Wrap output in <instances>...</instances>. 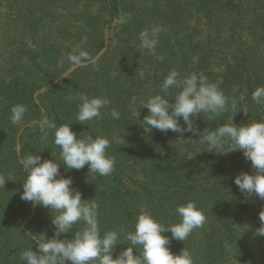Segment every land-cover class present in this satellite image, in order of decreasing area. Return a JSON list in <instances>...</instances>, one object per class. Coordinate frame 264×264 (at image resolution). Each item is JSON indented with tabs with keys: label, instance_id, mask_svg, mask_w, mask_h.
I'll list each match as a JSON object with an SVG mask.
<instances>
[{
	"label": "trees",
	"instance_id": "16d2710c",
	"mask_svg": "<svg viewBox=\"0 0 264 264\" xmlns=\"http://www.w3.org/2000/svg\"><path fill=\"white\" fill-rule=\"evenodd\" d=\"M154 27L162 31L150 52L141 47L139 33ZM111 29L109 49L97 62L79 67L39 95L43 112L35 100L37 90L73 65L70 54L85 50L94 58ZM173 69L181 77L194 72L218 82L238 101L236 112L229 110L220 121L196 118L200 131L232 119L237 125L264 120V105L252 100L253 91L264 87V0H0V174L11 179L0 187V264H23L20 254L35 250L31 235L50 239L54 234L53 214L42 206L27 223L30 234L22 229L33 204L21 199L28 173L19 159L17 134L43 115L58 126L72 123L78 137L100 135L111 141L108 154L116 161L111 175L89 173L87 165L67 169L60 162V174L73 179L82 198L99 204L101 234L133 230L142 211L165 226L175 224L180 219L176 207L193 201L206 223L186 241L166 232L174 253L187 248L194 264H264V237L255 235L264 200L246 198L234 183L241 172L254 171L243 151L208 152L205 144L179 140V133L146 132L140 124L150 114L143 104L160 93ZM82 93L110 99L102 118L76 121ZM21 103L28 111L14 125L11 108ZM112 108L120 112L119 119H112ZM183 136L198 139L189 132ZM20 142L23 157L60 160L54 134L43 138L37 123ZM78 230L74 226L61 238L71 239ZM128 246L118 244L114 256Z\"/></svg>",
	"mask_w": 264,
	"mask_h": 264
},
{
	"label": "clouds",
	"instance_id": "9594fccd",
	"mask_svg": "<svg viewBox=\"0 0 264 264\" xmlns=\"http://www.w3.org/2000/svg\"><path fill=\"white\" fill-rule=\"evenodd\" d=\"M161 31L159 27L141 31V47L154 52ZM68 59L72 64H81L91 60V57L87 51L78 50ZM173 89L177 91L173 92ZM244 99L245 96L240 95L239 100ZM252 100L264 105V87L253 91ZM79 101L76 121L81 124L102 118L111 104L107 97L85 93L80 94ZM143 106L150 113L140 123L146 132L153 129L176 132L180 134L179 140L205 144L206 151L218 154L242 150L254 171L241 172L234 183L246 198L255 196L264 200V120L237 125L232 119L218 123L212 130L206 127L203 131L195 124L196 118L201 116L207 121H220L229 110L236 112L237 99H230L218 82H209L206 77L194 72L181 77V73L173 69L163 79L160 93L150 96ZM27 111L22 103L14 105L11 108V123L20 125ZM110 114L112 119H119L121 115L115 108ZM181 118L186 126L180 123ZM71 124L58 126L47 115L37 121L43 138L46 139L50 132L54 134V143L61 149L59 162L57 158L42 160L40 154L22 158L21 163L28 174L23 180L21 199L33 206L50 209L54 227L50 239L45 235H31L35 250L28 248L20 254L23 264H194L190 250L184 247L179 253H174L169 247L170 238L165 235L170 231L171 239L186 241L195 229L204 226L207 218L193 201L176 207L175 212L180 219L175 224L165 226L152 214L142 211L133 230L120 228L101 234L99 204L94 199L82 198V193L72 187L73 179L60 174V162L67 169L79 170L87 165L89 173L111 175L116 163L115 157L108 154L111 141L100 135L80 134L78 137ZM185 132L193 133L198 139L191 136L185 139ZM225 145L228 146L226 152L222 151ZM9 180L0 174V187H4ZM259 220L261 224L255 235L264 237V210L260 211ZM74 226L79 229L74 236L62 239L61 236L71 232ZM121 242H127L129 246L114 256V250Z\"/></svg>",
	"mask_w": 264,
	"mask_h": 264
},
{
	"label": "water",
	"instance_id": "95a60500",
	"mask_svg": "<svg viewBox=\"0 0 264 264\" xmlns=\"http://www.w3.org/2000/svg\"><path fill=\"white\" fill-rule=\"evenodd\" d=\"M118 20H115V23H117ZM110 34L109 32L105 33V44L103 46V48L94 56V58H92L91 60L87 61V62H83L81 64H73L72 66H70L67 70H65L57 79H55L53 82H51L49 85H45L43 87H41L39 90H37V92L35 93V100L36 102L40 105L41 109L43 112H45V108L43 107V105L40 102L39 99V95L48 91L49 89L55 87L56 85L62 83L71 73H73L76 69H78L79 67L82 66H86L89 65L91 63H95L97 62L109 49V45H110ZM37 119H33L30 122L24 124L20 129L19 132L17 134V151H18V155H19V159L20 161H22L23 158V151H22V145H21V136L23 134V132L28 128L31 127L32 125L37 123ZM36 208L37 206H33L31 213L26 217L25 221L23 222L22 225V229L27 232L28 234H30L29 230L27 229V223L33 219V216L36 212Z\"/></svg>",
	"mask_w": 264,
	"mask_h": 264
},
{
	"label": "rangeland",
	"instance_id": "374dc122",
	"mask_svg": "<svg viewBox=\"0 0 264 264\" xmlns=\"http://www.w3.org/2000/svg\"><path fill=\"white\" fill-rule=\"evenodd\" d=\"M113 31H114V30L111 29V30H107L106 32H109V34H110V36H111V35L113 34ZM110 43H111V41H110ZM71 66H72V65H71ZM67 69H68V68H67ZM67 69H66V70H67Z\"/></svg>",
	"mask_w": 264,
	"mask_h": 264
}]
</instances>
